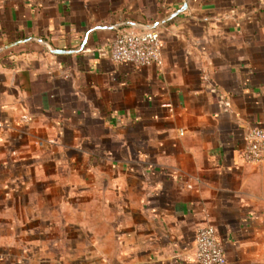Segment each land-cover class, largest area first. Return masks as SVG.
Masks as SVG:
<instances>
[{
  "label": "crops",
  "instance_id": "crops-1",
  "mask_svg": "<svg viewBox=\"0 0 264 264\" xmlns=\"http://www.w3.org/2000/svg\"><path fill=\"white\" fill-rule=\"evenodd\" d=\"M157 29L159 65L111 60ZM264 0H0V264H264Z\"/></svg>",
  "mask_w": 264,
  "mask_h": 264
},
{
  "label": "built area",
  "instance_id": "built-area-1",
  "mask_svg": "<svg viewBox=\"0 0 264 264\" xmlns=\"http://www.w3.org/2000/svg\"><path fill=\"white\" fill-rule=\"evenodd\" d=\"M163 47L161 33L157 29L144 31H122L111 46V60L116 63L129 62L136 68H147L161 64ZM247 163L264 164V128L248 129L242 151ZM195 261L198 264H225L226 255L222 240L213 226L201 227L196 234Z\"/></svg>",
  "mask_w": 264,
  "mask_h": 264
}]
</instances>
